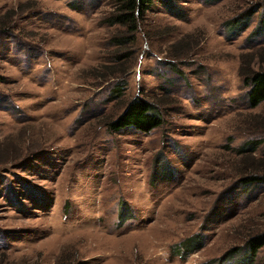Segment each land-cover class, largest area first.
Wrapping results in <instances>:
<instances>
[{"label":"rangeland","instance_id":"rangeland-1","mask_svg":"<svg viewBox=\"0 0 264 264\" xmlns=\"http://www.w3.org/2000/svg\"><path fill=\"white\" fill-rule=\"evenodd\" d=\"M116 7L0 0V264H235L264 234V102L240 71L264 0H152L134 30ZM138 97L164 123L113 130Z\"/></svg>","mask_w":264,"mask_h":264},{"label":"trees","instance_id":"trees-1","mask_svg":"<svg viewBox=\"0 0 264 264\" xmlns=\"http://www.w3.org/2000/svg\"><path fill=\"white\" fill-rule=\"evenodd\" d=\"M117 7L114 12L111 13L110 17L107 18L109 24H120L127 25L132 30H134L136 25V19L138 15H142L150 8L152 0H115ZM162 1V0H161ZM164 1V0H163ZM253 11L241 14L240 18L231 25L235 27H247L249 25L250 16ZM246 65H242L240 71L245 75V83L250 86V91L248 93L249 101L252 107H257L259 104L264 102V46L260 47L256 52H249L242 56ZM258 64V68H254L253 64ZM106 69L113 70L117 66H105ZM123 70V69H121ZM120 91V88L117 89ZM164 123V119L161 113L158 111L157 107L150 101L144 98H136L132 100L124 111L119 114L116 118L109 122V126L113 130H120L126 127H134L141 131H150L154 128L161 126ZM250 145L255 147L256 141L250 142ZM243 150H246L243 148ZM260 176H248L246 183L244 185L252 184L256 182ZM124 208L122 209L123 216ZM123 220V218H122ZM205 244L204 234H196L178 245L177 252H182L184 256L189 253H193L201 249ZM264 246V234L252 235L247 239L243 248L242 256L238 259L235 264H253L255 257L261 247ZM241 249V248H240ZM235 251L239 250L234 248ZM179 253V254H180ZM230 253L226 254L221 260L228 258ZM182 256V257H184ZM186 258V257H184Z\"/></svg>","mask_w":264,"mask_h":264}]
</instances>
